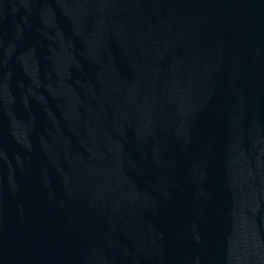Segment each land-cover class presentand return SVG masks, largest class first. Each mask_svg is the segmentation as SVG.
<instances>
[{
	"label": "water",
	"instance_id": "obj_1",
	"mask_svg": "<svg viewBox=\"0 0 264 264\" xmlns=\"http://www.w3.org/2000/svg\"><path fill=\"white\" fill-rule=\"evenodd\" d=\"M91 264H264V0L198 109Z\"/></svg>",
	"mask_w": 264,
	"mask_h": 264
}]
</instances>
